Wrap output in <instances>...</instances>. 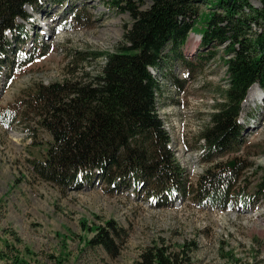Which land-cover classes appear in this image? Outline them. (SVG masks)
<instances>
[{"label": "rangeland", "instance_id": "374dc122", "mask_svg": "<svg viewBox=\"0 0 264 264\" xmlns=\"http://www.w3.org/2000/svg\"><path fill=\"white\" fill-rule=\"evenodd\" d=\"M149 4L144 0L142 8ZM208 8L201 5L200 12ZM25 11L18 32L6 33L12 51L0 71V264H138L148 248L183 246L190 264H264V196L255 192L264 177V90L252 87L253 98L241 104V148L203 162L200 134L226 88L222 48L202 47L197 33L205 16L184 46H167L159 68L148 71L159 82L158 114L189 184L216 163H239L245 170L237 186L247 205L255 202L247 207L236 200L225 209L202 208L181 194L159 205L141 189H112L98 180L63 193L39 179L30 163L43 157L51 138L29 106L35 89L91 83L104 64L92 54L114 52L132 21L124 3L113 0H40ZM107 221L127 234L114 258L88 245Z\"/></svg>", "mask_w": 264, "mask_h": 264}, {"label": "trees", "instance_id": "16d2710c", "mask_svg": "<svg viewBox=\"0 0 264 264\" xmlns=\"http://www.w3.org/2000/svg\"><path fill=\"white\" fill-rule=\"evenodd\" d=\"M143 1L113 0L124 3L132 22L114 52L92 54L104 64L91 83L64 81L35 89L29 106L39 111L38 125L51 140L43 157L30 163L32 172L63 193L98 180L112 189H141L159 205L181 194L202 208L225 209L236 200L243 206L246 199L237 183L245 167L239 163L233 169L216 163L194 186L189 184L169 147L157 108L160 85L148 70L159 68L167 46L172 51L184 46L199 16H205L197 33L202 47L222 48L226 88L209 115V127L200 134L202 160L212 164L216 157L239 150L241 104L253 85L264 90V0H147L149 6L142 8ZM39 3L0 0V71L12 51L6 33L18 32V20L28 18L25 8ZM201 5L209 6L207 14L200 12ZM255 192L264 196V177ZM254 203L250 200L248 205ZM126 238L123 228L107 221L88 245L101 246L114 258ZM189 250L151 247L138 264H190Z\"/></svg>", "mask_w": 264, "mask_h": 264}, {"label": "bare ground", "instance_id": "6f19581e", "mask_svg": "<svg viewBox=\"0 0 264 264\" xmlns=\"http://www.w3.org/2000/svg\"><path fill=\"white\" fill-rule=\"evenodd\" d=\"M252 87H254V86H252ZM252 87H251V88H252ZM251 88H250V89H251ZM250 89H249V90H250ZM247 93H248V94H247L246 96H247L248 98H250V99L253 98V92H247ZM245 99H246V98H245ZM244 101H245V100H244ZM242 104H243V103H242Z\"/></svg>", "mask_w": 264, "mask_h": 264}, {"label": "water", "instance_id": "95a60500", "mask_svg": "<svg viewBox=\"0 0 264 264\" xmlns=\"http://www.w3.org/2000/svg\"><path fill=\"white\" fill-rule=\"evenodd\" d=\"M253 86H255V85H253ZM233 166H234V163H233V162H230V163L228 164L229 169H232Z\"/></svg>", "mask_w": 264, "mask_h": 264}]
</instances>
